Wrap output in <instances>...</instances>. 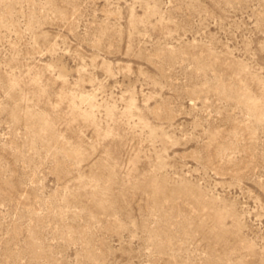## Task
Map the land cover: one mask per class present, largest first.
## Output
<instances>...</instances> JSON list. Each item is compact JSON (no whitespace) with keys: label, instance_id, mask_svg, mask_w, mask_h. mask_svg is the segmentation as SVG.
I'll return each instance as SVG.
<instances>
[{"label":"rangeland","instance_id":"obj_1","mask_svg":"<svg viewBox=\"0 0 264 264\" xmlns=\"http://www.w3.org/2000/svg\"><path fill=\"white\" fill-rule=\"evenodd\" d=\"M0 264H264V0H0Z\"/></svg>","mask_w":264,"mask_h":264}]
</instances>
